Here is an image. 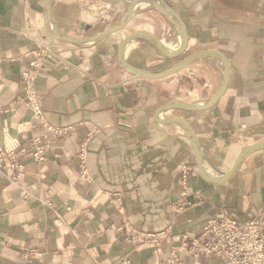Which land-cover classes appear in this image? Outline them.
Instances as JSON below:
<instances>
[{"label": "crops", "instance_id": "crops-1", "mask_svg": "<svg viewBox=\"0 0 264 264\" xmlns=\"http://www.w3.org/2000/svg\"><path fill=\"white\" fill-rule=\"evenodd\" d=\"M47 1L0 0V151L16 153L0 166V264H168L176 250L183 264H227L182 247L211 219H258L264 234V148L210 182L185 125L158 118L190 124L213 178L264 142V0H51L49 24ZM182 27L187 48L172 59L151 38L177 53ZM39 49L45 118L66 131L43 162L18 154L37 133L21 77ZM201 50L230 66L225 93L201 111L160 112L177 100L207 105L224 80L218 59L160 79L137 78L121 62L156 73ZM134 234L162 238L134 245Z\"/></svg>", "mask_w": 264, "mask_h": 264}, {"label": "built area", "instance_id": "built-area-1", "mask_svg": "<svg viewBox=\"0 0 264 264\" xmlns=\"http://www.w3.org/2000/svg\"><path fill=\"white\" fill-rule=\"evenodd\" d=\"M45 49L33 51L34 58L21 77L25 97L23 102L33 112V128L37 133L32 138L29 148L23 147L18 151L22 157H29L35 161H45L49 157V147L56 138L66 133L63 129L51 126L45 118L42 105V97L37 91L35 83L41 69L44 67ZM5 158L13 161L16 153L12 151H0V166ZM83 175L87 176L88 170L85 159L81 158ZM21 165L15 162V168ZM185 178L186 168H183ZM162 238L158 235H132L130 241L134 245L147 242L158 243ZM182 251L196 257H216L227 264H264V234L258 219L242 222L232 218L211 219L203 227L197 237L185 241ZM127 261L126 263H128ZM168 264H183L179 252H172Z\"/></svg>", "mask_w": 264, "mask_h": 264}, {"label": "water", "instance_id": "water-1", "mask_svg": "<svg viewBox=\"0 0 264 264\" xmlns=\"http://www.w3.org/2000/svg\"><path fill=\"white\" fill-rule=\"evenodd\" d=\"M138 2H136L135 4H133L129 10V12L127 13V17L126 20H128L130 17L133 16L134 12H135V6L137 5ZM50 4H51V0L47 1V8H48V24L51 22V15H50ZM157 7H159L162 11H164L165 14L168 15H176L172 10L167 11L164 7H162L161 5H156ZM123 27L122 25L113 27L111 29H109L108 31H106V33H110V32H114L117 30H120ZM142 32H138V33H133L131 34L122 44V49L123 47L132 39L136 38L137 36L141 35ZM181 33L183 36V42H182V46L180 48V50L177 53H170L169 51H167L164 48L163 42L161 39H158L157 37L153 36V40L155 41L156 45L162 50L164 51V53L172 58V59H177L180 58L186 51L187 48V37L185 34V29L184 27L181 28ZM63 39H67L69 41H73L75 42L73 39H70L68 37L65 36H60ZM214 57L216 59H218L224 68V80L223 83L220 87V89L216 92V94L214 95V97L212 98V100L207 104V105H196L193 103H189L186 101H182V100H177V101H173L167 105H165L164 107H162L161 111H165L168 109H173V108H177V107H184L187 109H192L195 111H201V110H206L209 108H212L222 97V95L225 93L228 85H229V81H230V66L228 63V60L226 59V57L219 51L216 50H201L198 52H195L191 55H189L188 57L180 60L178 63H176L173 67L162 71V72H156V73H152V72H148L147 70H143V69H139L137 67H134L128 63H126L124 61V59H121V62L126 65L131 71H133V73H135V76L137 78H143V79H160V78H165L168 77L176 72H179L183 69H185L186 67H188L195 59L200 58V57ZM158 120L162 121V122H176V123H181L183 125H185V127L187 128V130L189 131L190 135V142L191 145L195 151L197 160H198V166H199V171L201 173V175L210 182H224L226 180H228L241 166V163L243 162V160L251 153H253L255 150L257 149H262L264 148V142H260V143H255L253 145H250L249 147L245 148L239 155V157L237 158V160L235 161L233 167L227 172V173H223V175L219 178H213L207 175L205 168H204V164H203V155L201 152V148L197 142V138L194 134V132L192 131V128L190 126V124L183 118H175V119H171V120H162L159 119Z\"/></svg>", "mask_w": 264, "mask_h": 264}, {"label": "rangeland", "instance_id": "rangeland-1", "mask_svg": "<svg viewBox=\"0 0 264 264\" xmlns=\"http://www.w3.org/2000/svg\"><path fill=\"white\" fill-rule=\"evenodd\" d=\"M169 40V39H168ZM192 50V49H191ZM184 56V55H183ZM49 158V157H48ZM35 161V160H34ZM46 161V160H45ZM37 162H43V161H37ZM135 235V234H134ZM143 235V234H142ZM129 263V262H128ZM128 263H126V264H128Z\"/></svg>", "mask_w": 264, "mask_h": 264}, {"label": "bare ground", "instance_id": "bare-ground-1", "mask_svg": "<svg viewBox=\"0 0 264 264\" xmlns=\"http://www.w3.org/2000/svg\"><path fill=\"white\" fill-rule=\"evenodd\" d=\"M151 38V37H150ZM152 40H153V38H151ZM154 41V40H153ZM163 42V41H162ZM164 45V44H163ZM170 46V45H169ZM164 48H165V46H164ZM166 49V48H165ZM187 135H188V131H187Z\"/></svg>", "mask_w": 264, "mask_h": 264}]
</instances>
